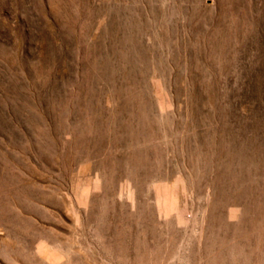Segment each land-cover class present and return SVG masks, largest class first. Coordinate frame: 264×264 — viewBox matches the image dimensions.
Here are the masks:
<instances>
[{"label": "rangeland", "instance_id": "rangeland-1", "mask_svg": "<svg viewBox=\"0 0 264 264\" xmlns=\"http://www.w3.org/2000/svg\"><path fill=\"white\" fill-rule=\"evenodd\" d=\"M0 264H264V0H0Z\"/></svg>", "mask_w": 264, "mask_h": 264}]
</instances>
